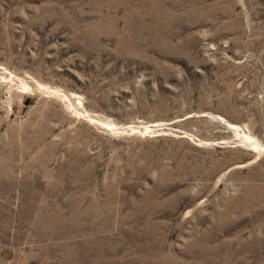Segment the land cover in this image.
I'll list each match as a JSON object with an SVG mask.
<instances>
[{
  "label": "rangeland",
  "instance_id": "1",
  "mask_svg": "<svg viewBox=\"0 0 264 264\" xmlns=\"http://www.w3.org/2000/svg\"><path fill=\"white\" fill-rule=\"evenodd\" d=\"M0 264H264V0H0Z\"/></svg>",
  "mask_w": 264,
  "mask_h": 264
}]
</instances>
